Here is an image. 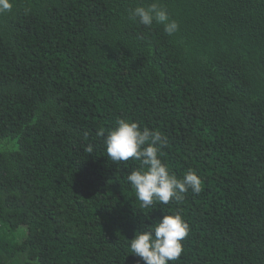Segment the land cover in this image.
Listing matches in <instances>:
<instances>
[{"label":"trees","instance_id":"1","mask_svg":"<svg viewBox=\"0 0 264 264\" xmlns=\"http://www.w3.org/2000/svg\"><path fill=\"white\" fill-rule=\"evenodd\" d=\"M0 12V264H144L129 240L188 224L170 264H264V0H10ZM157 3L172 35L129 19ZM124 119L201 191L141 208L104 136ZM91 146L92 152L87 148Z\"/></svg>","mask_w":264,"mask_h":264},{"label":"clouds","instance_id":"2","mask_svg":"<svg viewBox=\"0 0 264 264\" xmlns=\"http://www.w3.org/2000/svg\"><path fill=\"white\" fill-rule=\"evenodd\" d=\"M11 7L10 0H0V12H7ZM129 19L145 27L160 24L167 35H172L179 27L157 3L135 7ZM100 135L104 136L105 151L111 161L124 162L131 158L140 162V167L127 175V181L135 190L141 208H149L155 201L165 205L180 201L189 189L197 194L201 191V180L194 171L189 170L182 178H177L159 158L160 146L166 144L159 131L141 130L136 122L119 119L114 128ZM87 151L91 153L92 147ZM187 234L188 224L181 215H164L135 232L129 240L131 254L140 257L144 264H170L181 255V241Z\"/></svg>","mask_w":264,"mask_h":264}]
</instances>
